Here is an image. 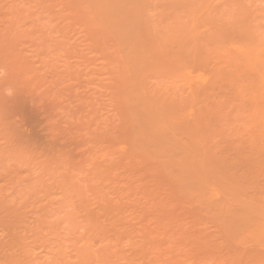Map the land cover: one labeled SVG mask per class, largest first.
Wrapping results in <instances>:
<instances>
[{"label":"rangeland","instance_id":"obj_1","mask_svg":"<svg viewBox=\"0 0 264 264\" xmlns=\"http://www.w3.org/2000/svg\"><path fill=\"white\" fill-rule=\"evenodd\" d=\"M0 264H264V0H0Z\"/></svg>","mask_w":264,"mask_h":264}]
</instances>
